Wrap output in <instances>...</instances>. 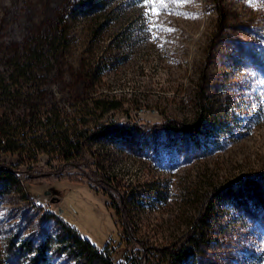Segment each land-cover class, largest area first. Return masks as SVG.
<instances>
[{
    "label": "rangeland",
    "instance_id": "obj_1",
    "mask_svg": "<svg viewBox=\"0 0 264 264\" xmlns=\"http://www.w3.org/2000/svg\"><path fill=\"white\" fill-rule=\"evenodd\" d=\"M73 1L0 0V44L28 46V40L52 28L55 17ZM116 2L97 21H69L72 43L66 58L73 72L82 59L90 64L89 71L100 56L107 65L102 74L78 76L74 85V74L48 76L50 84L58 85L61 101L73 106L93 90L107 92L127 102L123 111L109 113L101 122L128 116L153 125L167 115L191 120L200 91L204 108L228 113L223 123L229 133L217 151L203 157L184 155L178 138L153 130H130L101 150L96 145L87 182L84 176L25 181L29 196L50 198L55 216L31 209L10 191L7 179L0 190V264L26 263L45 235L51 236L46 242L50 250L43 252L40 264H80L78 252L69 249L65 225L98 249L107 243L118 263L170 264L156 258L153 247L190 222L198 200L212 186L240 174L264 173V0H192L179 9L183 14L153 17L172 31L147 28L145 35L138 33L140 24L148 26L145 9L132 0ZM120 37L127 41L115 48ZM99 168L113 177L112 186L98 181L94 173ZM153 182L163 200L153 198ZM121 197L125 217L119 214ZM123 218L135 235L128 249ZM242 234L227 239V257H218L216 264H243L250 251L262 252L264 261L263 225L251 223ZM29 239L14 255V241L17 245Z\"/></svg>",
    "mask_w": 264,
    "mask_h": 264
},
{
    "label": "trees",
    "instance_id": "obj_2",
    "mask_svg": "<svg viewBox=\"0 0 264 264\" xmlns=\"http://www.w3.org/2000/svg\"><path fill=\"white\" fill-rule=\"evenodd\" d=\"M132 1L135 5L138 4L140 8L145 9L144 0ZM116 3V0H74L70 8L62 15L55 17L52 28H46L39 37L28 40L29 45L23 46L21 55L8 57L12 70L10 76L22 78L23 82L27 83L28 90H31L33 83L38 82V79L41 80V77L53 75L62 77L74 74L77 76L74 83L72 82L74 85L78 76L91 73L102 74L107 61H104V57L101 56L99 61L91 63L94 67L91 71L87 70L90 64L86 65L85 59L80 60L75 72L68 66L66 54L72 43L68 34L69 21L80 18L97 21L99 14L109 10ZM98 28H102L101 24ZM139 28L141 30L138 33L147 34L148 26L146 24L142 26L140 24ZM96 32L92 31V35H96ZM118 39L115 41V48L127 41L126 37ZM1 84L3 82L0 78ZM195 86H199V83L197 82ZM95 92L93 90L91 95L83 97L76 103L78 108L75 116H79L77 122L78 125L80 124L79 126H75L77 125L74 122L75 116L58 113L53 107L54 102L49 105L54 109L52 113L55 114L54 118L56 119L53 137L64 151L73 150L75 154H78L82 146L89 140L109 145L111 139L127 136L128 132L134 129L139 132L153 130V134L165 133L169 137H176L179 139V144L185 148L184 155L193 156L197 153L196 157H203L212 151H217L221 145L220 139L229 133V127L223 123L224 117H227L228 113L221 114L220 110L213 107L211 109L204 108L200 91L196 94L197 109L191 120H179L167 115L163 120L153 125H147L128 116H125L122 121L107 119L101 122L100 119L105 115L123 111L124 103L127 100L107 92L98 94ZM129 101L131 106L134 105L133 100ZM94 174L98 177L99 182L113 185L109 183L113 181V177L102 172L100 168ZM7 179L12 180L9 171H0V190ZM153 198L164 199L163 192L154 182ZM122 200V197L118 200L119 214L125 217ZM194 210L195 214L190 222L178 234L161 246L153 247L152 251L157 254L156 258L160 261L168 260L170 264H216L218 257L222 261L227 257L223 253L226 249L223 244L227 239L232 236L242 237V233L251 223L257 222L264 228V173H245L227 178L212 186L208 193L198 200ZM46 215L51 216L52 214ZM122 223L123 232L126 235L124 247L128 249L132 245L135 235L128 227L126 218L122 219ZM63 227L70 238L69 249L78 252L77 257L81 261L80 264H121L110 256L107 243L98 249L67 225ZM49 236L45 235L39 242L35 249V255L32 254V250L28 251L32 255L31 258H25L26 263L24 264H40L43 261V252L50 250L46 247V242L51 239ZM31 241L32 239L23 240L17 245L14 241L12 246L15 248L14 255L24 245H27V242ZM243 264H264L262 252L250 251Z\"/></svg>",
    "mask_w": 264,
    "mask_h": 264
},
{
    "label": "built area",
    "instance_id": "obj_3",
    "mask_svg": "<svg viewBox=\"0 0 264 264\" xmlns=\"http://www.w3.org/2000/svg\"><path fill=\"white\" fill-rule=\"evenodd\" d=\"M22 53L21 45L0 44V57H4L0 58V78L3 82L0 85V171H9L12 177L10 191L22 196L21 199L28 202L31 209L55 216L50 198L29 196L25 181L38 177L60 179L84 176L87 182L93 170V148L97 145L101 150L107 145L89 140L78 154L73 150L64 151L53 137L56 119L52 113L54 109L49 105L54 98L53 107L58 113L75 116L77 104L72 106L61 101L58 85L47 81L51 77H41L28 90L22 78L10 76L12 70L8 57ZM78 117H74L76 124Z\"/></svg>",
    "mask_w": 264,
    "mask_h": 264
},
{
    "label": "snow or ice",
    "instance_id": "obj_4",
    "mask_svg": "<svg viewBox=\"0 0 264 264\" xmlns=\"http://www.w3.org/2000/svg\"><path fill=\"white\" fill-rule=\"evenodd\" d=\"M192 0H144L145 11L143 15L147 17L148 30L159 27L162 31H172L173 29L165 28L163 25H157L153 17H158L161 12H168L169 14H183L179 9L186 3H191ZM170 5L175 7L170 10ZM155 39V37H153Z\"/></svg>",
    "mask_w": 264,
    "mask_h": 264
},
{
    "label": "water",
    "instance_id": "obj_5",
    "mask_svg": "<svg viewBox=\"0 0 264 264\" xmlns=\"http://www.w3.org/2000/svg\"><path fill=\"white\" fill-rule=\"evenodd\" d=\"M44 194L47 195L48 194V191L44 192Z\"/></svg>",
    "mask_w": 264,
    "mask_h": 264
}]
</instances>
